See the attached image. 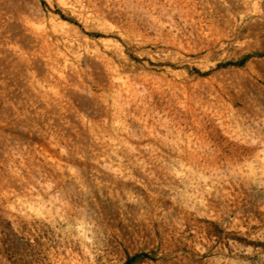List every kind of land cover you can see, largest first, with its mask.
Here are the masks:
<instances>
[{
	"label": "rangeland",
	"instance_id": "374dc122",
	"mask_svg": "<svg viewBox=\"0 0 264 264\" xmlns=\"http://www.w3.org/2000/svg\"><path fill=\"white\" fill-rule=\"evenodd\" d=\"M0 264H264V16L0 0Z\"/></svg>",
	"mask_w": 264,
	"mask_h": 264
},
{
	"label": "bare ground",
	"instance_id": "6f19581e",
	"mask_svg": "<svg viewBox=\"0 0 264 264\" xmlns=\"http://www.w3.org/2000/svg\"><path fill=\"white\" fill-rule=\"evenodd\" d=\"M246 5L249 9L254 12L261 14L264 16V0H245ZM72 13L79 15L80 17L84 16V12L75 8V7H68Z\"/></svg>",
	"mask_w": 264,
	"mask_h": 264
}]
</instances>
